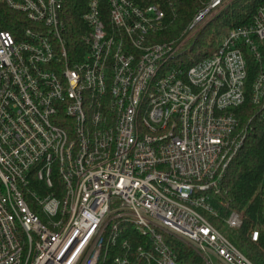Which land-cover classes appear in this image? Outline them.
I'll return each mask as SVG.
<instances>
[{
    "label": "built area",
    "instance_id": "2783aa9c",
    "mask_svg": "<svg viewBox=\"0 0 264 264\" xmlns=\"http://www.w3.org/2000/svg\"><path fill=\"white\" fill-rule=\"evenodd\" d=\"M65 1L0 0V264H186L172 240L208 264H255L210 216L249 132L238 109L264 122V3L187 65L232 0H197L168 40L184 0H82L71 47ZM139 235L150 244L132 257Z\"/></svg>",
    "mask_w": 264,
    "mask_h": 264
},
{
    "label": "trees",
    "instance_id": "16d2710c",
    "mask_svg": "<svg viewBox=\"0 0 264 264\" xmlns=\"http://www.w3.org/2000/svg\"><path fill=\"white\" fill-rule=\"evenodd\" d=\"M82 0H66V23L68 26L69 46L80 45L81 14L83 9L77 7ZM157 1V0H147ZM264 3V0H232L219 14L201 29L195 36L194 47H198V53L194 58L188 60L190 65L195 60L207 56L216 45L217 38L230 28L252 21L257 8ZM199 6L197 0H184L176 3V15L167 16V24L157 35L159 40H168L176 37L185 27L193 12ZM251 74V78H252ZM256 107L251 101H247L238 109L242 122L249 125V132L245 142L237 156L231 163L223 180L222 194L212 196V203L219 210L220 217L210 216V219L217 225L224 224L223 218L232 209L239 211L243 217V225L232 230L231 240L255 263L264 264V122L256 117ZM228 202L229 206H223ZM252 227L259 229V238L253 241L249 236ZM132 239V240H131ZM130 239V256L135 252L136 246L146 244V238L135 236ZM178 259L186 261L190 259L192 251L182 241L176 240ZM150 244V243H149ZM117 253L124 250L117 249ZM112 254H115L112 251ZM133 257V256H132ZM135 264H141L142 259L134 256Z\"/></svg>",
    "mask_w": 264,
    "mask_h": 264
},
{
    "label": "rangeland",
    "instance_id": "374dc122",
    "mask_svg": "<svg viewBox=\"0 0 264 264\" xmlns=\"http://www.w3.org/2000/svg\"><path fill=\"white\" fill-rule=\"evenodd\" d=\"M194 41H195V38H192L190 40V42L186 45V47L183 49V50H186V51L182 55L181 59H183L186 62H188V60L190 58H194L196 56V54L198 53V47H194ZM187 48H190V50H187ZM40 215L42 216V214H40ZM219 228L227 236H230V234H232V230H234V229L229 228L226 224H223L222 226H219ZM165 238L166 239H169L170 238V235L167 234V233H165ZM175 241L176 240H172V242H171V247L173 249L176 247V242ZM187 247H189V249L192 251V255L190 256V259L189 260H186L185 261L186 264H208V262L206 261V259H204L203 257H201L196 249L192 248L189 245H187ZM175 251H177V250H175ZM211 257H212V261L214 263L215 262L216 263L220 262V260L215 255H212Z\"/></svg>",
    "mask_w": 264,
    "mask_h": 264
}]
</instances>
